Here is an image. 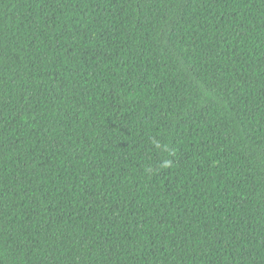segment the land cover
I'll return each mask as SVG.
<instances>
[{"label":"trees","instance_id":"trees-1","mask_svg":"<svg viewBox=\"0 0 264 264\" xmlns=\"http://www.w3.org/2000/svg\"><path fill=\"white\" fill-rule=\"evenodd\" d=\"M0 264H264V0H0Z\"/></svg>","mask_w":264,"mask_h":264}]
</instances>
